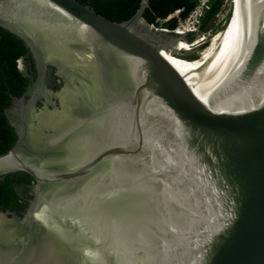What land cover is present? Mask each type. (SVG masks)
<instances>
[{
  "label": "water",
  "instance_id": "95a60500",
  "mask_svg": "<svg viewBox=\"0 0 264 264\" xmlns=\"http://www.w3.org/2000/svg\"><path fill=\"white\" fill-rule=\"evenodd\" d=\"M148 3L116 22L0 0L34 66L20 59L28 84L4 110L17 138L0 180L31 183L0 210V264H264V0H223L193 92L176 43L199 29L155 27Z\"/></svg>",
  "mask_w": 264,
  "mask_h": 264
},
{
  "label": "trees",
  "instance_id": "16d2710c",
  "mask_svg": "<svg viewBox=\"0 0 264 264\" xmlns=\"http://www.w3.org/2000/svg\"><path fill=\"white\" fill-rule=\"evenodd\" d=\"M81 4L89 5L97 13L116 22L131 18L139 8L141 0H76ZM196 0H149L143 17L156 27L174 30L177 18L173 17L166 22L170 15L179 11L178 17L185 19L195 7ZM223 0H212L209 10L202 18L200 32L207 30L208 24L220 12ZM26 58L33 73L34 66L28 48L24 42L14 34L0 27V154L8 150L16 141L14 129L10 126L4 110L10 106L12 96L19 97L24 92L28 78L18 69V60ZM196 56L190 58L195 60ZM31 179L24 173L5 176L0 180V210L13 211L25 203L19 194Z\"/></svg>",
  "mask_w": 264,
  "mask_h": 264
},
{
  "label": "built area",
  "instance_id": "2783aa9c",
  "mask_svg": "<svg viewBox=\"0 0 264 264\" xmlns=\"http://www.w3.org/2000/svg\"><path fill=\"white\" fill-rule=\"evenodd\" d=\"M212 0H196L195 7L193 10L188 14L185 19H180L178 17L179 11H177V26L172 32H185V33H195L198 31L201 25L202 18L204 17L207 10L210 8V3ZM171 15L163 20L162 22H166L170 19ZM155 26V25H154ZM156 27V26H155ZM161 28V27H157ZM165 29V28H164ZM169 31V30H168ZM183 33V34H185Z\"/></svg>",
  "mask_w": 264,
  "mask_h": 264
},
{
  "label": "bare ground",
  "instance_id": "6f19581e",
  "mask_svg": "<svg viewBox=\"0 0 264 264\" xmlns=\"http://www.w3.org/2000/svg\"><path fill=\"white\" fill-rule=\"evenodd\" d=\"M179 34H183L185 32H178ZM198 41V37L192 42L188 43L185 41H179L176 43V45L179 47V51H186L191 52L196 48ZM177 64H178V71L181 74H184L186 77V80L188 82L189 87L191 88L193 92V85H194V78H195V72H194V60H187L185 58H177ZM20 67H22V62H20Z\"/></svg>",
  "mask_w": 264,
  "mask_h": 264
},
{
  "label": "rangeland",
  "instance_id": "374dc122",
  "mask_svg": "<svg viewBox=\"0 0 264 264\" xmlns=\"http://www.w3.org/2000/svg\"><path fill=\"white\" fill-rule=\"evenodd\" d=\"M176 16H177V13H174V14L171 15L170 19L173 18V17H176ZM161 22H162V21H161ZM199 34H200V31H198V32L196 33V35H188V36H187V39H193V38H195V37L197 38V37H199ZM194 55H195V49H194L193 51H191V52L183 53V54H182V57L185 58V59H190V58H193ZM19 61H20V60H18V63H19ZM19 66H20V63L18 64V67H19Z\"/></svg>",
  "mask_w": 264,
  "mask_h": 264
},
{
  "label": "clouds",
  "instance_id": "9594fccd",
  "mask_svg": "<svg viewBox=\"0 0 264 264\" xmlns=\"http://www.w3.org/2000/svg\"><path fill=\"white\" fill-rule=\"evenodd\" d=\"M85 255L90 257L92 259L93 262H95L99 257H100V253L99 251H92V250H85Z\"/></svg>",
  "mask_w": 264,
  "mask_h": 264
},
{
  "label": "flooded vegetation",
  "instance_id": "af4514ba",
  "mask_svg": "<svg viewBox=\"0 0 264 264\" xmlns=\"http://www.w3.org/2000/svg\"><path fill=\"white\" fill-rule=\"evenodd\" d=\"M24 65H25V68H26V70H27V72L28 73H30V69H31V66H30V64H29V61L26 59V58H24ZM48 78V77H47ZM54 79H51L50 81H53ZM55 81V80H54Z\"/></svg>",
  "mask_w": 264,
  "mask_h": 264
}]
</instances>
